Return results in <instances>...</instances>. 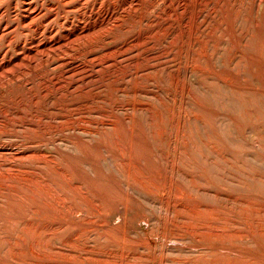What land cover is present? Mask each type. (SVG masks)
Masks as SVG:
<instances>
[{
  "label": "rangeland",
  "instance_id": "rangeland-1",
  "mask_svg": "<svg viewBox=\"0 0 264 264\" xmlns=\"http://www.w3.org/2000/svg\"><path fill=\"white\" fill-rule=\"evenodd\" d=\"M10 66L0 264H264V0H0Z\"/></svg>",
  "mask_w": 264,
  "mask_h": 264
},
{
  "label": "bare ground",
  "instance_id": "bare-ground-1",
  "mask_svg": "<svg viewBox=\"0 0 264 264\" xmlns=\"http://www.w3.org/2000/svg\"><path fill=\"white\" fill-rule=\"evenodd\" d=\"M131 2V1H130ZM112 17V16H111ZM109 18V17H108ZM95 21V20H94ZM100 23H103V22H100ZM105 24V23H104ZM93 25V24H91ZM100 25V24H99ZM98 25V26H99ZM97 27V25H94L92 26L87 33H85L84 35H77L73 41H77V40H80L81 38H89L91 37L94 33H95V28ZM101 26V25H100ZM110 26V25H109ZM82 27V26H81ZM82 29V28H81ZM41 30V29H40ZM70 33V32H69ZM78 33V32H77ZM80 33V32H79ZM75 34V33H74ZM66 36V35H65ZM141 36V35H140ZM71 38V37H70ZM67 39V38H66ZM24 41V40H23ZM38 41V40H37ZM49 41V40H48ZM61 45V44H60ZM48 46V45H47ZM51 46V45H50ZM69 47V45H66L65 47ZM41 46H37V47H30L31 49L29 50V52L27 54H25V57L23 58L22 57V60L17 64V68H22L24 66L27 65V61H34L38 58L39 54H44L48 51H50V48H40ZM56 48V47H55ZM64 49V48H63ZM59 50V49H58ZM26 51H24L25 53ZM56 52V51H55ZM108 56V55H106ZM37 62V61H36ZM38 63V62H37ZM8 66V65H7ZM30 66V65H29ZM33 66V65H32ZM36 66V65H35ZM38 66V65H37ZM11 67V66H10ZM16 67H11V69H2L0 70V81L3 82V80H8L11 78V76L13 77L14 73L16 72ZM28 69V68H27ZM21 73V72H20ZM9 171V170H8ZM61 171V170H60ZM13 172V171H12ZM62 172V171H61ZM134 172V171H133ZM17 173V171H16ZM19 173V172H18ZM3 174V173H2ZM65 174V173H64ZM7 175V174H6ZM17 175V174H16ZM13 177V176H12ZM24 177V176H23ZM28 177V176H27ZM66 177V176H65ZM7 178V177H6ZM67 178V177H66ZM43 183V182H42ZM39 184V183H38ZM41 186V185H40ZM45 186V185H44ZM49 192V191H48ZM52 193V192H51ZM35 246L37 247H40V248H43L45 247L44 244H42V242L40 241H37Z\"/></svg>",
  "mask_w": 264,
  "mask_h": 264
}]
</instances>
